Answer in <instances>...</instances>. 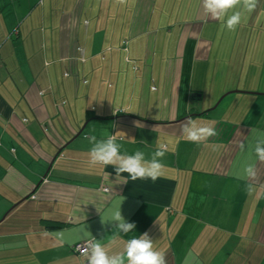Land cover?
Listing matches in <instances>:
<instances>
[{"label": "crops", "instance_id": "crops-1", "mask_svg": "<svg viewBox=\"0 0 264 264\" xmlns=\"http://www.w3.org/2000/svg\"><path fill=\"white\" fill-rule=\"evenodd\" d=\"M246 20L264 25V0ZM253 33L202 0H0V264H83L76 243L113 255L145 232L165 264H264V89L241 85H264L242 66ZM186 117L219 135L185 140ZM111 134L146 157L175 140L163 175L92 165L91 138ZM117 211L128 236L106 223Z\"/></svg>", "mask_w": 264, "mask_h": 264}, {"label": "clouds", "instance_id": "clouds-1", "mask_svg": "<svg viewBox=\"0 0 264 264\" xmlns=\"http://www.w3.org/2000/svg\"><path fill=\"white\" fill-rule=\"evenodd\" d=\"M203 8L213 18L220 21L227 30H235L246 19V14L255 8V0H202ZM182 134L185 140L193 143L209 141L219 135L218 126L214 122H200L191 117H186L182 123ZM175 144L171 138H160L157 146L150 157H146L143 151L137 150L131 154L121 151V144L117 142L115 134L105 138H91V147L88 150L90 163L94 166L114 167L116 177L124 182L127 180L150 179L156 181L163 175L165 165L162 158ZM244 149V142L240 143ZM252 152L255 157L264 161V139L256 140ZM127 173V176L122 174ZM248 177L255 176V169L249 165L245 169ZM109 176V174H108ZM106 223H114V229L118 233L128 236L134 229L135 224L126 222L117 211ZM100 239L92 238L86 241L81 249L86 257V264H165V258L161 251L156 250L153 240L147 232L138 236H129L124 243L121 252L110 255ZM63 246V241L59 242Z\"/></svg>", "mask_w": 264, "mask_h": 264}, {"label": "rangeland", "instance_id": "rangeland-1", "mask_svg": "<svg viewBox=\"0 0 264 264\" xmlns=\"http://www.w3.org/2000/svg\"><path fill=\"white\" fill-rule=\"evenodd\" d=\"M250 13L246 14V19L249 18ZM244 19L245 21H243L235 30L237 31H245V33H250L254 31L252 38H247V40H243L242 45H240V50L241 53L243 52V56L247 55V59L246 64L242 66H244L247 69V66L250 70H248V72L250 73V77H254V79L258 80V79H262L263 80V84H264V39H260L258 44H254V42H256L255 37L256 35H258L259 33H257L258 31H264V25L259 22V23H253V22H249L248 20ZM246 44V45H245ZM255 50V54L254 53ZM259 50V53H257ZM254 58V59H253ZM244 59V58H243ZM251 59H253V62L251 61ZM241 60V59H240ZM243 61V60H241ZM240 62V61H239ZM241 66V67H242ZM252 66V68H251ZM241 70H236V73L239 75L241 74L240 72ZM235 73V75H236ZM234 75V74H233ZM242 88H253L252 90H254L255 88L258 89H264V85H261L260 87H252L253 85H244V83L241 84Z\"/></svg>", "mask_w": 264, "mask_h": 264}, {"label": "built area", "instance_id": "built-area-1", "mask_svg": "<svg viewBox=\"0 0 264 264\" xmlns=\"http://www.w3.org/2000/svg\"><path fill=\"white\" fill-rule=\"evenodd\" d=\"M85 244H86V241L85 242L76 243L75 245L72 246V250L76 254H83L81 249L85 246ZM83 264H86V261Z\"/></svg>", "mask_w": 264, "mask_h": 264}, {"label": "trees", "instance_id": "trees-1", "mask_svg": "<svg viewBox=\"0 0 264 264\" xmlns=\"http://www.w3.org/2000/svg\"><path fill=\"white\" fill-rule=\"evenodd\" d=\"M44 225H45L47 228H55V227H60V226H62V222L51 221V220H44Z\"/></svg>", "mask_w": 264, "mask_h": 264}]
</instances>
